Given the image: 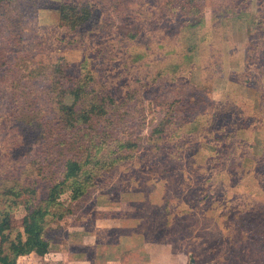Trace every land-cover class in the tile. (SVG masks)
<instances>
[{"label": "rangeland", "instance_id": "1", "mask_svg": "<svg viewBox=\"0 0 264 264\" xmlns=\"http://www.w3.org/2000/svg\"><path fill=\"white\" fill-rule=\"evenodd\" d=\"M76 1L96 19L78 34L58 28L64 0L0 6V204L6 187L39 202L67 160L99 161L83 197L61 188L50 251L17 264H264V0ZM59 58L87 96L52 89ZM103 88L115 103L81 126V149L63 113Z\"/></svg>", "mask_w": 264, "mask_h": 264}, {"label": "trees", "instance_id": "2", "mask_svg": "<svg viewBox=\"0 0 264 264\" xmlns=\"http://www.w3.org/2000/svg\"><path fill=\"white\" fill-rule=\"evenodd\" d=\"M13 0H0V6H4L8 11L10 4ZM95 16L90 8L89 4L78 2L76 0H64L61 5V24L58 26L62 30H70L74 34H78L80 30H85L89 24L95 22ZM93 27V26H92ZM77 41V39L75 40ZM86 63L83 64V71L86 70ZM53 70L52 89L60 88L59 97H64L65 86L69 82H74L82 96H87L84 88V80H80L77 84L78 77L68 76L66 73L67 65L64 58H59ZM87 72V71H85ZM87 78L92 79L89 72H87ZM72 80V81H71ZM77 84V85H76ZM97 97L93 99L90 107L83 108L80 110H73L64 112L61 106L62 100L59 101V106L61 107V112L65 115L63 121V128L66 131L73 132V136L77 137V144L87 138L85 133V128H81L82 125H87L92 117L98 116L103 118L106 113V103L109 102L114 105L115 98L109 93V89L103 88L100 92L94 90ZM59 115H61L59 113ZM225 122H228L224 119ZM62 122V121H61ZM229 123H225V126ZM226 126V127H227ZM233 130L230 136L231 138L236 137L234 133L236 126L229 125ZM75 131V132H74ZM246 132V131H244ZM244 141V139H241ZM85 143L79 147L81 149ZM135 147L134 143H122L119 149H130ZM85 150V148H84ZM83 150V151H84ZM132 155H118L116 158L109 159V166H113L117 163L123 162L124 160L130 159ZM102 158L101 164L105 166L107 161ZM96 158H91V156L84 162L80 160H67L65 164V171L63 172V181L55 186L46 187L45 197L39 202L34 200L36 195H31L27 200L23 201L27 190L23 188L16 187H6L3 189L2 196L6 199L4 206L0 204V264H17L20 257L31 255L34 251H41L47 253L52 248L51 240H48L46 228L48 226L47 217L53 215L51 210L59 205L58 200L61 197V188L71 182L72 199L77 200L83 197L94 184V168L99 165V161L96 162ZM93 164V168L88 167V165ZM88 167V168H87ZM1 191V190H0ZM33 192V191H32ZM28 193L26 195L32 194ZM23 204L26 208L27 214L22 220L23 233H19L16 239H11L8 234L12 230L13 214L15 210Z\"/></svg>", "mask_w": 264, "mask_h": 264}, {"label": "water", "instance_id": "3", "mask_svg": "<svg viewBox=\"0 0 264 264\" xmlns=\"http://www.w3.org/2000/svg\"><path fill=\"white\" fill-rule=\"evenodd\" d=\"M194 261H192V263H193Z\"/></svg>", "mask_w": 264, "mask_h": 264}]
</instances>
